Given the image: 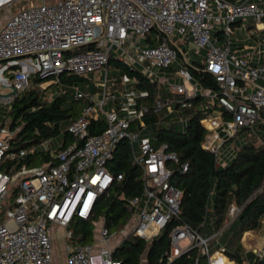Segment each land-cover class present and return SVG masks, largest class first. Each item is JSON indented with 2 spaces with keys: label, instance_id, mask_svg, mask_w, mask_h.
I'll list each match as a JSON object with an SVG mask.
<instances>
[{
  "label": "built area",
  "instance_id": "1",
  "mask_svg": "<svg viewBox=\"0 0 264 264\" xmlns=\"http://www.w3.org/2000/svg\"><path fill=\"white\" fill-rule=\"evenodd\" d=\"M17 1L0 0V13ZM36 1L10 14L0 26V106L5 108L0 115V264H52L53 227L63 231L66 264H122L112 258L119 245L112 246L113 240L132 236L151 242L160 237L178 220L182 194L171 184L167 165L179 164L177 156L166 151V144L154 148L149 138L141 137L147 111L133 109L135 78L121 75L119 84L114 78L110 81L108 59L114 57L175 97L157 101L155 111L173 116L174 105L190 109L191 101L201 98L199 110L206 116L200 124L207 131L202 147L224 165L229 140L240 130L264 126V0ZM233 25L262 38L246 50L232 51ZM193 57L202 60L204 73L214 79V92L193 83L185 67ZM175 63L178 70L167 76ZM103 69V78L90 79ZM63 73L86 82L83 90L70 88L75 100L86 102L66 129L74 142L51 152L53 160L47 165L15 170L7 164L34 149L11 152L16 133L7 123L11 105L34 87L50 101L51 86H59ZM35 75L46 82L35 85ZM99 118L105 130L91 135L88 127ZM133 121L139 122L140 130L131 129ZM121 141L127 142L132 162L140 169L142 189L128 202L127 223L110 231L104 217L95 219V209L99 199L123 180L121 174L114 178L107 171ZM187 166H180L181 173ZM229 210L228 224L240 211L235 206ZM76 220L90 222L91 242L67 243L73 236L69 226ZM168 237L167 263L197 248L208 264H234L222 247L211 254V238L200 237L187 225L173 227ZM260 242L253 251L257 259L264 256V235Z\"/></svg>",
  "mask_w": 264,
  "mask_h": 264
},
{
  "label": "trees",
  "instance_id": "2",
  "mask_svg": "<svg viewBox=\"0 0 264 264\" xmlns=\"http://www.w3.org/2000/svg\"><path fill=\"white\" fill-rule=\"evenodd\" d=\"M181 58L179 52L178 60ZM198 59L193 57L185 67L193 83H198L202 90L214 92V79L204 73L202 60ZM108 67L118 70V76L115 77L117 84L121 75L135 78L133 109L147 111L141 119L145 128L141 131V137L149 138L154 148L166 144V151L177 156L179 164L168 162L167 165L171 169V184L182 194L178 220L170 222L164 234L151 242L128 236L115 249L112 258L122 264H141L143 256L147 264H208L206 257L201 256L197 248L185 252L170 263L166 262L170 248L169 231L175 226L187 225L203 238H211L220 233L217 238L208 241L211 254L222 247L226 258L234 264H264V256L257 259L253 252H246L241 243L246 233L259 231L263 227L264 126L240 130L229 140L226 146L234 143V151L230 160L223 165L202 147L207 131L200 124L206 116L199 110L201 98L192 100L190 109L179 110L174 105L173 109L177 113L167 116L165 110L155 111L157 101L175 99L165 92L164 87L150 83L114 57L108 59ZM58 80L59 88L53 91L50 101L45 99L39 88L34 87L16 97L11 105L7 123L11 131H16L10 143L11 152L34 149L33 153L7 164L14 166L15 170L44 166L52 161L51 151H44L41 146L56 137L61 138L62 142L54 153L64 150L74 142L66 129L80 116L86 102L75 100L70 88L78 87L83 90L86 82L67 73L60 75ZM32 81L35 85L46 82L39 80L38 75ZM130 127L133 131L140 130L138 121L131 122ZM104 128L105 121L99 118L97 122L90 123L88 130L91 135H97ZM242 138H246V142L239 146L238 141ZM130 157L127 142H119L108 162L107 171L114 178L121 174L123 180L112 187L108 196L99 199L95 209V219L104 217L105 227L110 231L127 223L131 216L128 202L141 193L140 169ZM185 163L188 165L187 170L181 173L180 166ZM234 206L240 211L228 224L229 209ZM69 229L73 231L72 241L75 244L84 245L93 239V230L88 221H73Z\"/></svg>",
  "mask_w": 264,
  "mask_h": 264
},
{
  "label": "rangeland",
  "instance_id": "3",
  "mask_svg": "<svg viewBox=\"0 0 264 264\" xmlns=\"http://www.w3.org/2000/svg\"><path fill=\"white\" fill-rule=\"evenodd\" d=\"M37 3L36 0H19L17 2H14L11 4L10 8H6L3 12L0 13V24L1 23H4L5 19L8 18V16H10V14H15L17 12H20V11H23V10H26L27 7L31 6V5H35ZM246 23L247 25H252L250 23H248V21L244 22ZM232 30H233V34L231 35V42H232V51L234 50H246L248 48H250L251 46H253L255 44V40H257V38H262V35L263 34H258V33H255V35H251V33H247V32H241L239 30V25H233L232 26ZM183 49H186L185 46H183ZM202 54H203V51H202ZM200 60V58L198 59ZM179 68V63H175L173 64L171 67H170V70L167 71L166 75L167 76H173L174 73L178 70ZM107 70V76H108V79L110 81L113 80V78L115 79V77L118 76V70L117 69H113V68H106ZM105 69L101 70V71H97L95 74L91 75L90 76V79L93 80V81H98L99 79L103 78L104 76V73L106 71ZM181 81L177 80V83L179 84ZM59 88V86H52L51 87V90L52 91H56L57 89ZM47 91L49 88H47ZM42 90V89H40ZM5 111V108L3 106H0V115L3 114ZM238 141V140H237ZM62 140L61 138L59 137H56L54 139H52L51 141H49V143L46 145V146H41V148L44 150V151H47V150H50L51 152H54L55 150L59 149L60 147V144H61ZM239 146L240 144L242 143H245L246 142V138H242L240 139L239 141ZM234 143H231V147L233 146ZM234 148V147H233ZM231 149L232 151H234V149ZM131 161L133 160V157L131 155ZM262 226L264 227V219L262 221ZM264 233V232H263ZM257 238L254 237V239H256L255 241L252 242V245L249 246V244H246L247 245V248L248 250L251 252L252 250H257L259 249L260 245H261V242H260V239L261 237H263L262 234H256ZM55 240H56V246L58 249H60L62 246L65 245V242L63 243V237H62V234L61 232H57L55 233V236H54ZM243 241V239L241 240V242ZM67 243L71 246H74V245H79V244H75L74 241L70 240V241H67Z\"/></svg>",
  "mask_w": 264,
  "mask_h": 264
},
{
  "label": "crops",
  "instance_id": "4",
  "mask_svg": "<svg viewBox=\"0 0 264 264\" xmlns=\"http://www.w3.org/2000/svg\"><path fill=\"white\" fill-rule=\"evenodd\" d=\"M9 17L10 16H8L7 19H9ZM7 19H5V21ZM1 25H2V23L0 24V26ZM232 148L233 147H231V145H229V144L225 147L224 150H226V152H225L224 156L222 157L223 160H224L223 161L224 164L226 162H228L230 160V158L232 157V154H233V151L231 150ZM52 231H53V233H52V248H53L52 264H66V252H65V248H64L65 245L62 246L60 249H58L57 246H56V240L54 239L55 238L54 237L55 236V233H57V232H61L62 237H63V231L59 227H53ZM263 232H264V227H262V229L259 230V231H254V232L251 231L249 233H246L245 236H243V238H242L243 241L241 243H242L244 249L246 250V252L249 251L246 244H249V246L252 245V242L256 240V239H254V237L257 238L256 237L257 236L256 234H259L260 233V234L263 235L264 234ZM247 240H249V241H247ZM121 241L122 240L119 237H117V239H114L113 240V242L111 243V245L112 246L113 245L116 246V244H120ZM63 243H64V240H63ZM253 251L254 250H252L251 252H253ZM141 262H142L141 264H147V262L145 261V256H143Z\"/></svg>",
  "mask_w": 264,
  "mask_h": 264
},
{
  "label": "bare ground",
  "instance_id": "5",
  "mask_svg": "<svg viewBox=\"0 0 264 264\" xmlns=\"http://www.w3.org/2000/svg\"><path fill=\"white\" fill-rule=\"evenodd\" d=\"M245 236V235H244ZM249 237V236H248ZM247 241H249V240H247Z\"/></svg>",
  "mask_w": 264,
  "mask_h": 264
}]
</instances>
